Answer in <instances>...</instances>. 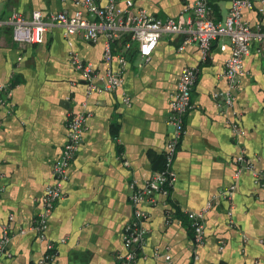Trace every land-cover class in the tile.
<instances>
[{
  "label": "crops",
  "instance_id": "0c3cea01",
  "mask_svg": "<svg viewBox=\"0 0 264 264\" xmlns=\"http://www.w3.org/2000/svg\"><path fill=\"white\" fill-rule=\"evenodd\" d=\"M75 1L0 0V20L7 21L15 11L27 19L36 11L44 16L73 14L79 10ZM127 1L134 2V10L160 19L188 18L191 12L185 9L191 10L193 2L117 3L125 8ZM108 2L100 0L103 6ZM209 2L213 19L224 21L232 0ZM253 2L252 9L243 11V20L253 29H264V1ZM187 40L183 33L164 35L150 59L140 55L137 42L128 50L125 40L114 43L110 68L123 84L116 91L89 94L71 59L78 55L91 63L97 83L103 84L108 69L104 37L90 42L51 27L43 44H21L13 40L11 25L0 27V83L13 89L14 105L12 114L0 107V236L1 225L14 217L11 257L2 256L0 264H117L124 252L123 231L134 213L130 185L142 187L163 166L173 131L167 123L170 104L186 67L200 69V76L174 165V187L171 197L158 194L155 203L140 205L148 214L149 232L136 264H264V187L250 171L234 178L241 155L257 170L264 169V43H251L247 74L229 107L213 94L230 89L223 75L230 41H214L204 61L200 47ZM120 55L125 56L124 66ZM71 112L90 117L64 186L65 197L50 216L42 241L30 228L42 214L46 189L54 182ZM233 124L245 134L236 135ZM209 202L205 239L195 246L185 213L201 212ZM21 229L27 232L20 234ZM48 242L55 244L57 256L43 262Z\"/></svg>",
  "mask_w": 264,
  "mask_h": 264
},
{
  "label": "built area",
  "instance_id": "2783aa9c",
  "mask_svg": "<svg viewBox=\"0 0 264 264\" xmlns=\"http://www.w3.org/2000/svg\"><path fill=\"white\" fill-rule=\"evenodd\" d=\"M264 1V0H263ZM79 7L73 14L67 12L51 13L44 16L42 12L36 11L30 19L22 13L13 12L7 21L0 20V27L11 25L13 28V40L21 44H43L45 34L51 27H61L66 35H78L90 42H96L101 37L106 39L105 61L108 66L103 84L97 83V76L91 63L85 62L78 55L72 56V65L82 75L88 86V93L116 91L123 84V79L113 73L110 64L114 60L113 44L125 40V50H128L132 42L139 44L140 55L150 59L156 50L160 39L167 34H185L188 36L186 44L196 43L201 50L203 60L206 61L214 41L227 38L231 44V54L225 61L223 75L228 81L227 92H215V100L223 99L229 107L236 101L235 91L240 88L242 78L247 74L245 69V58L250 52L253 41L264 43V29L260 26L251 28L243 20V11L252 9L253 0H232L231 10L224 21L216 22L212 17V7L209 0H193L189 10L191 15L186 18L181 15L178 18L160 19L149 15L145 10H134V2L127 1L126 7H119L117 0H109L106 5H101L100 0H76ZM124 66L126 59L124 55L118 57ZM200 76V69L186 67L183 69L178 89L170 104V114L167 123L172 126V133L168 138L164 149V161L160 170L144 182L142 187L136 182L131 183V201L134 213L123 231L124 252L118 256L117 264H136L139 253L146 244L148 229L146 222L148 214L140 205L144 202L155 203L158 194L171 197L175 181L174 165L178 155L182 138L185 134V119L194 108L193 92ZM13 89L10 85L0 83V107L8 114H12ZM130 100L127 99L129 104ZM89 113L71 112L68 118V140L62 154L54 167V182L47 187L43 199V212L35 221L30 230L39 233L42 241L46 240V232L49 226V218L55 210L59 201L65 197L64 186L70 180V169L75 161L83 143L84 133L87 129L86 122ZM3 124L0 121V128ZM236 135H244L245 132L237 124L232 125ZM244 171L253 173L257 184L264 187V169L257 170L254 164L245 156L236 159V172L234 178L238 179ZM235 187H231L227 193L231 197ZM212 207L209 202L201 212H186L190 229L194 237L193 244L201 245L205 239V215ZM14 217L10 216L8 221L1 225L0 236V258L11 257L9 247L13 238ZM21 229L20 234L26 233ZM57 256L56 246L47 243V253L43 262L53 261ZM156 256H160L156 253ZM171 261L170 255L164 257ZM197 259V256H195Z\"/></svg>",
  "mask_w": 264,
  "mask_h": 264
}]
</instances>
